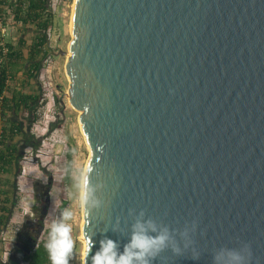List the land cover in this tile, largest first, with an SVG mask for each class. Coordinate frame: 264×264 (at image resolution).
<instances>
[{
  "label": "water",
  "instance_id": "obj_1",
  "mask_svg": "<svg viewBox=\"0 0 264 264\" xmlns=\"http://www.w3.org/2000/svg\"><path fill=\"white\" fill-rule=\"evenodd\" d=\"M70 36L67 96L100 186L88 264L137 220L172 236L151 264H229L245 244L264 264V0H74Z\"/></svg>",
  "mask_w": 264,
  "mask_h": 264
},
{
  "label": "rangeland",
  "instance_id": "obj_2",
  "mask_svg": "<svg viewBox=\"0 0 264 264\" xmlns=\"http://www.w3.org/2000/svg\"><path fill=\"white\" fill-rule=\"evenodd\" d=\"M57 1L49 34L52 66L48 74L52 84L47 93L52 94L43 96L37 105L35 120L29 126L27 123L22 126L19 139H24L26 145L18 172H15V166L8 175L14 182L12 194L15 198L5 231L0 233V261L5 260V251L8 255L15 254L17 243L26 240L27 236L35 237L37 242L45 241L50 223L59 220L65 209L73 213L68 223L72 226L74 239L80 233L81 213L74 177L84 167L88 151L79 129L77 112L68 101V81L64 72L71 38L68 21L73 0ZM22 170L27 173L22 174ZM81 249L77 239L76 251L69 264H81ZM22 260L20 256L12 262L25 264Z\"/></svg>",
  "mask_w": 264,
  "mask_h": 264
},
{
  "label": "trees",
  "instance_id": "obj_3",
  "mask_svg": "<svg viewBox=\"0 0 264 264\" xmlns=\"http://www.w3.org/2000/svg\"><path fill=\"white\" fill-rule=\"evenodd\" d=\"M53 13L49 10V0H0V22L8 27L19 26L32 31L31 41L19 37L9 38L0 29V172L9 175L16 166V159L21 150L19 139L23 131L22 117L30 115L36 118L37 105L40 99V84L37 75L42 67V60L48 54V31L51 29ZM7 189L0 191V231L9 221L12 212V201L15 198L14 182L5 178ZM44 241L27 236L17 243L16 254L9 255L5 264H17L23 257L25 264H50ZM19 244V245H18ZM12 262V263H11Z\"/></svg>",
  "mask_w": 264,
  "mask_h": 264
},
{
  "label": "clouds",
  "instance_id": "obj_4",
  "mask_svg": "<svg viewBox=\"0 0 264 264\" xmlns=\"http://www.w3.org/2000/svg\"><path fill=\"white\" fill-rule=\"evenodd\" d=\"M91 168L85 165L75 174V187L77 189V202L82 217L86 218L90 211L101 206V201L95 193L99 185H92L89 173ZM71 195V194H70ZM73 213L69 209L63 210L59 220H52L47 231V239L43 247L47 252L50 264H69L76 251L77 239L82 245L81 264H88L89 254L95 247L92 236L87 235L83 229L77 239L72 235V226L69 221ZM84 221H82L83 223ZM150 233H155L151 235ZM172 242V236L168 228L158 229L152 221L137 222L132 226V232L128 243L123 250H118V245L112 239L101 240L99 250L90 257L91 264H151V261ZM174 252L179 253L178 247H173ZM229 264H246L251 256L250 247L245 244L241 252L228 251Z\"/></svg>",
  "mask_w": 264,
  "mask_h": 264
},
{
  "label": "built area",
  "instance_id": "obj_5",
  "mask_svg": "<svg viewBox=\"0 0 264 264\" xmlns=\"http://www.w3.org/2000/svg\"><path fill=\"white\" fill-rule=\"evenodd\" d=\"M59 1L57 0H49V10L54 14L55 12V8L56 6L58 5ZM0 29H1V33L3 35H6L8 33V27L6 25H3L1 22H0ZM49 34H50V29L47 33L48 35V39H49ZM47 51H48V54L46 55L45 58H43L42 60V67L40 69V71L38 72V75H37V81L39 82L40 84V92H41V95H40V99H39V103H41V101L43 100V96H47L48 94H52V92L50 93H47L49 92V89L51 88V81H50V78H49V69L51 68L52 66V56H51V52H50V46H49V40L47 42ZM53 98V96H52ZM23 170H22V174H23ZM5 231V229H3L2 231H0V233L2 234L3 232ZM5 253V260H1L0 261V264H5L6 262V258H7V255H8V252H4ZM10 255V254H9ZM8 255V256H9Z\"/></svg>",
  "mask_w": 264,
  "mask_h": 264
},
{
  "label": "flooded vegetation",
  "instance_id": "obj_6",
  "mask_svg": "<svg viewBox=\"0 0 264 264\" xmlns=\"http://www.w3.org/2000/svg\"><path fill=\"white\" fill-rule=\"evenodd\" d=\"M30 115H27V114H24L23 115V117H22V124H24V123H27L26 125H30V122H32V119H30ZM25 145H26V142L24 141V142H22L21 143V150H19V155H18V157H17V159H16V163H15V165H16V173L18 172V170H19V166H18V163L20 162V158L22 157V155H23V150L25 149ZM30 145H33V144H30ZM6 177H8V175L6 174V173H4V172H0V191H2L3 190V188L5 189H7V187L8 186H5L4 184H3V182L5 181V178ZM1 182H2V184H1ZM6 227V226H5ZM19 245V244H18ZM17 247V246H16ZM15 247V248H16ZM14 252H15V254H16V249L14 250ZM11 256L13 255V253L12 254H10Z\"/></svg>",
  "mask_w": 264,
  "mask_h": 264
},
{
  "label": "bare ground",
  "instance_id": "obj_7",
  "mask_svg": "<svg viewBox=\"0 0 264 264\" xmlns=\"http://www.w3.org/2000/svg\"><path fill=\"white\" fill-rule=\"evenodd\" d=\"M73 7H74V0L72 1L71 5H70V16H69V21H68V29H69V33H70V34H71V24H72V12H73ZM68 44H69V41H68ZM68 55H69V51H68L67 54H66V58H67ZM76 112H77V115H78V117H79L80 111H76ZM78 124H79L80 132H81L82 137H83V141H84V143H85V145H86V149H87V151H88V154H90V148H89V146H88V144H87V142H86V140H85V136H84V133H83V131H82V129H81V124H80L79 120H78ZM87 158H88V155H87ZM87 158H86V160H87ZM86 160H85V163H86ZM84 166H85V165H84ZM25 173H27V172L24 171V174H25ZM82 221H84V219H83V217H82V215H81V217H80V222H79L80 231H81V223H82ZM79 235H80V233H79Z\"/></svg>",
  "mask_w": 264,
  "mask_h": 264
},
{
  "label": "crops",
  "instance_id": "obj_8",
  "mask_svg": "<svg viewBox=\"0 0 264 264\" xmlns=\"http://www.w3.org/2000/svg\"><path fill=\"white\" fill-rule=\"evenodd\" d=\"M22 28H20L19 26H11L9 28V38L12 39L13 41L18 40L19 37H24L27 39V44H29V42L31 41L30 36L33 35L32 31L27 30L26 33H23Z\"/></svg>",
  "mask_w": 264,
  "mask_h": 264
}]
</instances>
